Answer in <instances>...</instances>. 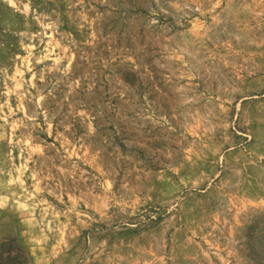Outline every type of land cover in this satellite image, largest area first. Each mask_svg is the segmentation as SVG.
Masks as SVG:
<instances>
[{
	"label": "rangeland",
	"instance_id": "obj_1",
	"mask_svg": "<svg viewBox=\"0 0 264 264\" xmlns=\"http://www.w3.org/2000/svg\"><path fill=\"white\" fill-rule=\"evenodd\" d=\"M0 264H264V0H0Z\"/></svg>",
	"mask_w": 264,
	"mask_h": 264
}]
</instances>
